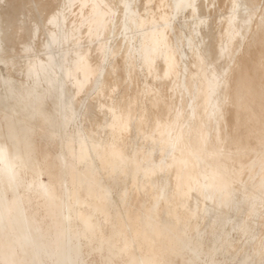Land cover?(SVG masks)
Returning <instances> with one entry per match:
<instances>
[{
  "label": "bare ground",
  "instance_id": "1",
  "mask_svg": "<svg viewBox=\"0 0 264 264\" xmlns=\"http://www.w3.org/2000/svg\"><path fill=\"white\" fill-rule=\"evenodd\" d=\"M186 2L0 0V95L20 121L72 127L82 152L102 149L158 201L221 224L233 249L264 264V0ZM6 202L0 255L15 243L10 263L21 264L27 214L21 198ZM96 231L83 234L88 256ZM132 240L102 236L98 255L157 264Z\"/></svg>",
  "mask_w": 264,
  "mask_h": 264
},
{
  "label": "rangeland",
  "instance_id": "2",
  "mask_svg": "<svg viewBox=\"0 0 264 264\" xmlns=\"http://www.w3.org/2000/svg\"><path fill=\"white\" fill-rule=\"evenodd\" d=\"M16 56L22 64L23 58ZM0 72L7 73L4 65H0ZM140 76L138 82L145 83L146 78ZM0 148L10 163L26 162L24 172H16L11 190L0 189L1 215L5 213L1 203L8 206L7 200L12 208L21 198V210H26L27 215L21 218V264H128L126 254L109 261L107 250L98 255L96 247L102 236L123 244L124 235L132 240L131 233L139 235L132 240L131 251L154 255L157 264L254 261L253 254L240 250L237 241H233L237 247L232 248L221 224L198 223L158 201L153 192L139 187L131 167L113 161L102 149L90 146L82 152L72 127L50 129L39 118L20 121L2 95ZM64 224L72 235L67 233L52 245L50 253L46 252L52 236L60 234ZM90 228L97 231L90 245L95 250L88 256L82 239ZM9 237L16 239V232ZM17 247L15 243L7 247L6 254L0 255V264H12L9 253Z\"/></svg>",
  "mask_w": 264,
  "mask_h": 264
},
{
  "label": "clouds",
  "instance_id": "3",
  "mask_svg": "<svg viewBox=\"0 0 264 264\" xmlns=\"http://www.w3.org/2000/svg\"><path fill=\"white\" fill-rule=\"evenodd\" d=\"M193 3L186 2V6H193ZM26 165L25 161L17 160L14 163H10L7 154H0V189L5 191L11 190V186L15 183L16 172L24 171Z\"/></svg>",
  "mask_w": 264,
  "mask_h": 264
}]
</instances>
